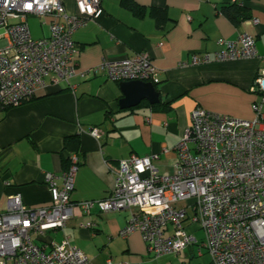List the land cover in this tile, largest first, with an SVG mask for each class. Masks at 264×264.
<instances>
[{
    "label": "crops",
    "instance_id": "1",
    "mask_svg": "<svg viewBox=\"0 0 264 264\" xmlns=\"http://www.w3.org/2000/svg\"><path fill=\"white\" fill-rule=\"evenodd\" d=\"M63 1L68 11L76 12L75 0ZM134 1L145 9L142 14L121 0H102L104 12L73 33L79 48L77 72L59 84L47 76V86L36 98L0 110V211L7 209L11 192H20L27 205L49 202L45 172L65 169L71 152L80 158L72 199L104 198L114 186L111 169L132 153L156 152L160 170L175 169L176 145L196 105L247 118L254 116V101L262 102L264 108L256 82L264 65V0ZM228 3H237L247 15L235 21L222 9ZM152 7L166 13L155 16ZM43 16L50 25L52 16ZM47 20L40 22L38 34L32 30L34 36L50 33ZM244 31L256 37L258 56L180 65L192 52L213 51L219 47V38L236 39ZM141 51H147L157 67L151 81L160 100L151 103L143 98L122 107L121 81L109 78L100 64L105 58L121 59ZM92 126L101 128L99 138L91 133ZM57 181L62 183L61 178ZM131 213L130 208L93 210L91 214L76 210L64 227L50 229L38 240L49 247L51 241L67 235L95 264H107L109 257L130 264H215L207 248L200 245L203 229L190 218L186 224L198 242L180 253L155 257L139 231L120 235ZM89 219L96 222L94 228L81 225Z\"/></svg>",
    "mask_w": 264,
    "mask_h": 264
},
{
    "label": "built area",
    "instance_id": "2",
    "mask_svg": "<svg viewBox=\"0 0 264 264\" xmlns=\"http://www.w3.org/2000/svg\"><path fill=\"white\" fill-rule=\"evenodd\" d=\"M70 12L63 0H0V110L37 96L46 77L55 84L77 72L79 48L74 31L104 12L102 0H75ZM51 15L50 33L36 37L29 17ZM255 22L258 19H254ZM213 51H195L181 66L258 56L256 37L242 32L236 39L219 38ZM100 67L114 80H152L157 67L147 51L131 57L103 59ZM264 101V65L256 76ZM254 88V87H253ZM252 118L220 112L203 105L191 111V122L178 141L175 169L160 170L159 154L132 153L111 170L115 180L104 198L73 200L80 166L76 152L61 172L48 170L45 180L51 199L27 205L20 192L7 196L0 211V264H95L65 235L51 245L38 239L50 229L64 227L76 210L132 209L119 233L139 231L155 257L180 253L198 242L186 224L204 231L200 245L215 264H264V108L252 103ZM99 138L102 130L92 126ZM61 178L59 184L57 179ZM94 228L89 219L81 223ZM107 264H130L107 258Z\"/></svg>",
    "mask_w": 264,
    "mask_h": 264
},
{
    "label": "water",
    "instance_id": "3",
    "mask_svg": "<svg viewBox=\"0 0 264 264\" xmlns=\"http://www.w3.org/2000/svg\"><path fill=\"white\" fill-rule=\"evenodd\" d=\"M121 88L124 97L120 99L122 107H130L140 102L143 98H148L151 103L160 100V92L155 83L151 80H122Z\"/></svg>",
    "mask_w": 264,
    "mask_h": 264
},
{
    "label": "trees",
    "instance_id": "4",
    "mask_svg": "<svg viewBox=\"0 0 264 264\" xmlns=\"http://www.w3.org/2000/svg\"><path fill=\"white\" fill-rule=\"evenodd\" d=\"M121 1H122V3L125 6L133 9L138 14H142L144 12L143 10H145L143 7H140L139 4H137L134 0H121ZM222 9H223V11L225 13H227L228 15H230L235 21H237L239 19V16H241V15L242 16H245V15H247V13H245L244 8L240 7L237 3L224 4L222 6ZM150 10L154 13L155 16H157L158 13H162V14L163 13H166V11L163 8L152 7ZM36 97L37 96H35V97H33V98L29 99V100H32V99H34ZM26 101H28V100H26ZM11 107H13V106H11ZM8 108H10V107H8ZM66 159H67L66 160L67 161V164H66L65 168L69 164L68 163L69 162V158L67 157Z\"/></svg>",
    "mask_w": 264,
    "mask_h": 264
},
{
    "label": "rangeland",
    "instance_id": "5",
    "mask_svg": "<svg viewBox=\"0 0 264 264\" xmlns=\"http://www.w3.org/2000/svg\"><path fill=\"white\" fill-rule=\"evenodd\" d=\"M48 19V17L47 16H34V17H31L30 19H29V23H30V25H31V28H32V30H33V32L35 33V34H38L37 32L40 30V27H41V21H46ZM48 21V23L47 24H45V27L48 29V28H50V25H49V20H47ZM38 27V28H37ZM196 230H200L201 232H202V230L201 229H196ZM200 232V233H201ZM87 254V253H86ZM88 255V254H87ZM89 256V255H88ZM90 257V256H89ZM91 258V257H90ZM92 260V259H91Z\"/></svg>",
    "mask_w": 264,
    "mask_h": 264
}]
</instances>
